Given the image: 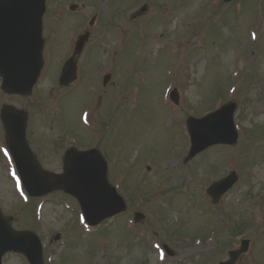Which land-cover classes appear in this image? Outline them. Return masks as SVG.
<instances>
[{
    "label": "rangeland",
    "instance_id": "1",
    "mask_svg": "<svg viewBox=\"0 0 264 264\" xmlns=\"http://www.w3.org/2000/svg\"><path fill=\"white\" fill-rule=\"evenodd\" d=\"M142 5L146 11L131 19ZM94 14L76 57L78 79L58 88L59 67L72 51V21L75 39ZM43 24L50 40L44 73L27 97L0 88V109L12 104L30 112L28 136L37 137L31 145L55 173L62 172L65 146L97 147L128 205L90 227L78 218V202L60 190L27 196L5 159L0 121V209L14 229L38 235L45 264H218L242 238L250 247L236 264H264V0H46ZM59 25L57 39L52 27L45 31ZM174 87L177 106L168 100ZM231 100L237 144L185 162L186 118ZM232 169L238 181L212 204L205 186ZM136 210L145 214L139 223L132 222ZM2 263L28 264L13 253Z\"/></svg>",
    "mask_w": 264,
    "mask_h": 264
},
{
    "label": "water",
    "instance_id": "2",
    "mask_svg": "<svg viewBox=\"0 0 264 264\" xmlns=\"http://www.w3.org/2000/svg\"><path fill=\"white\" fill-rule=\"evenodd\" d=\"M44 10V0H0V76L3 77V89L16 93L31 91L43 65L41 17ZM87 37L86 32L76 41L74 54L63 68L61 84L68 85L75 80L76 63L73 58L81 52ZM172 98L177 102L175 92ZM235 108L236 104L229 102L202 118L188 119L190 157L213 144L236 142ZM26 119L25 112L10 107L2 110L7 143L30 195L41 196L63 185L65 191L79 199L86 221L91 225L125 209L122 197L108 184L106 162L95 149L87 152L69 150L63 176L42 170L25 139ZM236 180L235 173H232L213 183L208 193L216 201ZM142 217V214H135L136 220ZM8 251L23 253L31 264H43L42 245L37 235L29 231H13L9 219L0 212V264ZM234 259L235 256L228 264Z\"/></svg>",
    "mask_w": 264,
    "mask_h": 264
}]
</instances>
